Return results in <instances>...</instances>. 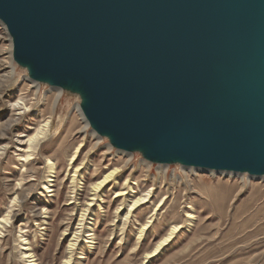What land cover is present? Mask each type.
<instances>
[{
  "label": "rangeland",
  "instance_id": "374dc122",
  "mask_svg": "<svg viewBox=\"0 0 264 264\" xmlns=\"http://www.w3.org/2000/svg\"><path fill=\"white\" fill-rule=\"evenodd\" d=\"M11 39L0 21V264H264V181L186 173L141 147L128 162L106 135L96 145L74 107L85 92L55 105V90L23 79Z\"/></svg>",
  "mask_w": 264,
  "mask_h": 264
},
{
  "label": "water",
  "instance_id": "95a60500",
  "mask_svg": "<svg viewBox=\"0 0 264 264\" xmlns=\"http://www.w3.org/2000/svg\"><path fill=\"white\" fill-rule=\"evenodd\" d=\"M214 9V0H0V21L14 59L31 62L32 76L52 85L71 79L92 100V125L116 147L261 175L254 138L262 126L215 110L218 98L227 105L215 92L227 94L231 53L213 54L212 23L196 22Z\"/></svg>",
  "mask_w": 264,
  "mask_h": 264
},
{
  "label": "bare ground",
  "instance_id": "6f19581e",
  "mask_svg": "<svg viewBox=\"0 0 264 264\" xmlns=\"http://www.w3.org/2000/svg\"><path fill=\"white\" fill-rule=\"evenodd\" d=\"M214 1L215 15L211 14L209 17L204 19L197 17L196 22L199 27H202L208 21L212 23L214 32L212 34V37L210 38V51L213 54H219L223 52L231 53V60L229 61L231 67L227 70V73L230 74L228 76L229 89L227 91V94H223V90H218V92H215V95H225V97L227 98V100H225L227 101V105L222 104L220 102V99L218 98V101L215 103V110L218 112H225L226 114L236 118L245 117L256 119L262 126V130L260 132L258 131L254 138V142L261 151V154L264 155V0ZM221 1L222 3H220ZM239 19L240 21L238 22ZM215 29L216 31L218 29L217 33ZM11 40L12 45L9 53L11 56H14V39L12 38ZM234 46L237 47L234 48ZM220 66L222 67V64H220ZM23 67L28 69L30 72L29 75L25 76V78L22 77L23 79L31 82L37 89L39 87V84L43 83L50 87V90H55L58 93L55 105H57L59 98H61L66 91L79 96L78 93H74L78 90L77 86L74 85V82H72L71 79H67L66 83L63 86L50 85V81H46L45 78L36 79L32 76L31 67H34V65L31 62H25ZM91 102V98L88 100L85 97V99H81V103L84 105H76L75 103L74 107L75 110L79 112L81 118L85 123L82 132L84 134H87L89 129H91V135L98 140V142L96 143V145H98L103 140L102 137L105 134L103 135L99 133V131L92 125L89 117L87 116L85 105L87 107L89 106L88 108H90ZM40 135H43V133H37L34 136V140L40 137ZM106 136L112 138V135ZM131 143H134V141H132ZM144 143L143 144L146 145L145 148L148 151H151L155 155L159 156L158 153L160 152L155 151L150 145L146 144V142ZM114 147L117 148V151L119 153H122L123 155L129 157L128 162L131 161V151L121 149L116 146ZM114 147L108 146V150L111 151ZM165 157H169L172 163H177L179 165L183 161L188 162V159L185 156L179 155L176 152H171L168 156ZM143 162L144 165L151 169V166L149 163H147V160H144ZM161 165L164 166L163 163ZM163 166H161V173L166 176V174L168 173V167L165 166L163 169ZM183 170L186 173L187 171L190 173L203 172L212 175H227L230 177H239L243 181H245L246 184H249L251 180L264 181V174L253 175L248 170L218 171L213 168L207 169L203 167H196L193 164L183 165ZM114 175L115 171H112L94 187L96 189L103 187L112 180ZM172 177L179 178L180 176L174 173ZM124 194H126V192H120L118 193V196H122ZM147 201V197L139 198L134 201L131 209L134 210ZM188 218L191 219L192 216H188ZM145 228H147V226ZM179 229H181L180 226L174 227L171 232L158 243L156 249L147 254V258L154 257L158 250H160L163 246L168 245V243L172 241L174 235L179 231ZM70 247H73V244H71Z\"/></svg>",
  "mask_w": 264,
  "mask_h": 264
}]
</instances>
